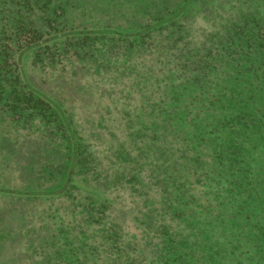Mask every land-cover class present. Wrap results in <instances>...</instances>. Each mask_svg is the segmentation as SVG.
I'll use <instances>...</instances> for the list:
<instances>
[{
	"label": "trees",
	"instance_id": "obj_1",
	"mask_svg": "<svg viewBox=\"0 0 264 264\" xmlns=\"http://www.w3.org/2000/svg\"><path fill=\"white\" fill-rule=\"evenodd\" d=\"M0 264H264V0H0Z\"/></svg>",
	"mask_w": 264,
	"mask_h": 264
},
{
	"label": "rangeland",
	"instance_id": "obj_2",
	"mask_svg": "<svg viewBox=\"0 0 264 264\" xmlns=\"http://www.w3.org/2000/svg\"><path fill=\"white\" fill-rule=\"evenodd\" d=\"M4 221V220H3ZM4 225L6 226L7 224L6 223H4Z\"/></svg>",
	"mask_w": 264,
	"mask_h": 264
}]
</instances>
